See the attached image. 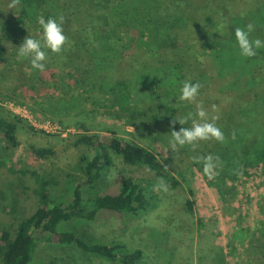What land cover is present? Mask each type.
Listing matches in <instances>:
<instances>
[{
	"label": "trees",
	"instance_id": "1",
	"mask_svg": "<svg viewBox=\"0 0 264 264\" xmlns=\"http://www.w3.org/2000/svg\"><path fill=\"white\" fill-rule=\"evenodd\" d=\"M42 1L38 17L47 20L63 15L68 43L59 55L45 49L48 59L41 72L31 67L28 58L21 59L17 54L25 37L39 38L42 34L37 20L31 34L0 32V97L27 106L33 115L56 121L63 129L73 126L72 147L82 150V175L74 185L70 202L50 199L48 182L39 180L36 209L13 229L0 226V264H30L42 243L73 246L118 264H136L141 259L140 250L121 254V245L88 244L71 231L58 230L60 224L75 219L93 221L101 210L135 216L150 208L152 196L136 177L119 178L114 187L116 193L98 195L84 204L82 192L101 184L114 158L173 188L179 185L151 148L120 137L113 130L103 131L107 132L105 135L92 134L85 123L64 120L63 116L72 110L90 103L96 88L110 107L120 103L127 112L131 108L136 111L139 121L132 117L133 121L127 120L128 125L138 128L143 125L142 119L150 118L158 141L166 147L170 145L172 130L190 128L192 119H197L196 103H203L209 118L219 116L215 123L224 133V142L201 141L195 150L190 145L178 150L196 168L202 165L193 157H219L215 169L218 174L209 183L221 203H227L230 195L226 182L239 176L251 177L256 170L264 173V65L250 68L246 58L237 55L226 59L222 49L226 44L237 51L235 39L230 40V30L246 14V0H236L237 5L229 4L225 11L211 0L200 4L198 0ZM1 3L8 17L20 11L19 6L8 8L10 0ZM160 71L165 73L163 80L156 79ZM229 80L234 83L227 85ZM184 81L201 84L195 103L179 100ZM84 110L85 107L81 112ZM173 119H187V123L181 125L177 121L173 128ZM23 123L21 118L10 117L0 108V137L5 148H16V130ZM33 153L40 159L53 155L43 148L33 149ZM185 205L188 212L192 211L188 197ZM254 205L249 202L246 208L251 210ZM258 216L255 219L240 214L241 220L247 219L241 226L243 237L234 229L227 241L231 252L236 250L232 244L237 241L248 246L249 260L252 255L258 264H264V201ZM224 256L227 254L220 251L213 263L230 264Z\"/></svg>",
	"mask_w": 264,
	"mask_h": 264
},
{
	"label": "rangeland",
	"instance_id": "2",
	"mask_svg": "<svg viewBox=\"0 0 264 264\" xmlns=\"http://www.w3.org/2000/svg\"><path fill=\"white\" fill-rule=\"evenodd\" d=\"M203 1L207 0H198V4ZM235 1L211 0L213 4L223 7L224 11L229 4L235 7ZM244 2L247 12L232 26L230 40L235 39L237 27L246 29L249 23L255 26L250 39L264 40V0ZM42 3V0H20V11L8 17L0 0V32H9L8 35L31 34L34 26L32 24L38 18V7ZM241 4L239 1V5ZM23 10H26L25 13ZM21 15H24L23 19ZM235 44L238 52L232 50L233 45L221 44L226 59L230 55L241 56L236 40ZM245 63L248 67L264 65V49L258 50L256 57L246 58ZM164 77V72L156 74V79L163 80ZM233 83L229 80L227 85ZM239 85L246 87L242 83ZM91 97L90 103L83 104V112L79 106L70 115L63 116L64 120L85 123L93 131L92 134L105 135L107 132L103 131L113 130L120 137L151 148L170 174L178 180L179 185L173 188L163 181L164 185L158 187L159 179L114 158L101 184L96 188H86L82 192L84 204L88 205L87 201L98 195L116 193L114 187L119 178L136 177L143 181L152 196L150 208L135 216L101 210L93 221L75 219L60 224L58 230L71 231L88 244L121 245V254L140 250L141 259L136 264H214V257L220 251L227 254L224 258L230 264H258L255 256L251 255L249 260L248 246L242 243L235 241L232 249L236 250L231 252L227 237L235 229L242 239L244 233L241 226H245L247 219L241 220L240 214H248L255 219L259 217L258 210L264 201L261 200L264 197V173L254 170L251 177L239 176L232 182H226L225 188L230 195L226 198L227 203H221L202 167H193L185 154L179 150L173 152L170 145L166 147L158 141L150 118L142 119L143 125L138 128L132 123L128 125L126 122H130L132 117L139 121L133 108L127 112L120 103L110 107V103H105L97 88L91 93ZM5 110L10 117L16 116ZM81 113L84 114L80 115ZM34 118L38 122L57 123L42 115H34ZM21 119L25 123L18 124L15 134L18 144L16 148H5L0 137V226L7 229H13L36 209L38 203L35 191L39 188V180L48 182L50 199L70 202L74 185L82 175L79 163L82 150L72 147L75 138L73 126L66 127L71 131L66 137H62L34 129L27 120ZM41 148L51 150L53 155L44 159L36 157L33 149ZM188 191H192V194ZM187 197L192 203L190 212L185 205ZM249 202L255 204L251 210L246 208ZM51 260H55L56 264H118L117 261L111 262L103 257L84 253L73 246L49 243L37 246L30 264H45Z\"/></svg>",
	"mask_w": 264,
	"mask_h": 264
},
{
	"label": "clouds",
	"instance_id": "3",
	"mask_svg": "<svg viewBox=\"0 0 264 264\" xmlns=\"http://www.w3.org/2000/svg\"><path fill=\"white\" fill-rule=\"evenodd\" d=\"M20 0H10L8 4L9 9H14L19 6ZM39 25L42 28V34L39 38H32L31 36L25 37L22 44L17 48L18 57L21 59L28 58L30 60L31 67L33 69L43 72L45 70V61L48 59V55L45 49L51 53L59 55L65 45L68 43V37L64 34L63 24L65 18L60 15L58 18H48L45 20L43 16L37 18ZM255 31V26L249 23L245 28L237 27L235 29V40L239 48L240 55L246 58H253L258 55V50L264 49V40L260 38L250 39V34ZM201 84L199 82L192 83L191 81H184L180 90L179 100L182 102L195 103ZM196 117L192 119V125L190 128L182 127L180 130H172L171 139L169 141L170 148L173 152L178 150V147L190 145L193 150L201 141L215 140L217 142H224L225 136L221 129L216 125L215 121L219 119V116H212L209 118L208 112L204 109L203 103H196ZM213 111H216V106L213 105ZM192 114L189 113V117ZM184 125L187 123V119L176 120L173 119L171 125L174 128L176 122ZM234 138V134H233ZM193 160L197 164L202 165L203 173L209 180L215 178L218 173L215 172L219 157H213L212 155L203 157H193ZM163 180L159 181V186H163ZM165 190L166 186H165Z\"/></svg>",
	"mask_w": 264,
	"mask_h": 264
},
{
	"label": "built area",
	"instance_id": "4",
	"mask_svg": "<svg viewBox=\"0 0 264 264\" xmlns=\"http://www.w3.org/2000/svg\"><path fill=\"white\" fill-rule=\"evenodd\" d=\"M0 108L7 109L19 118L27 120L34 129H37L46 134H57L62 137H66V135L71 131L70 129H63L57 123H50L49 121L38 122L27 106L16 105L12 102L3 100L1 97Z\"/></svg>",
	"mask_w": 264,
	"mask_h": 264
}]
</instances>
